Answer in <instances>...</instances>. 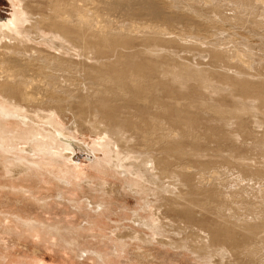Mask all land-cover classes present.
<instances>
[{
	"label": "bare ground",
	"instance_id": "obj_1",
	"mask_svg": "<svg viewBox=\"0 0 264 264\" xmlns=\"http://www.w3.org/2000/svg\"><path fill=\"white\" fill-rule=\"evenodd\" d=\"M198 1L203 7L221 2ZM9 2L13 18L0 22V150H71L73 132L83 135L85 128L98 137L92 151H102L109 168L165 200L166 214L194 216L164 222L162 213L157 224L151 221V231L164 238L188 223L200 230L198 245L190 247L201 259L220 252L237 264H264V132L247 134L245 121L258 112L262 120L255 123L264 128V65H255L254 52L241 48L254 37L224 27L229 20L264 26V0H234L231 19L230 11L213 14L202 5L189 7V0L188 10L178 0ZM242 9L262 11L263 19L244 20ZM221 32L231 46L211 40ZM183 51L197 53L195 63ZM82 74L90 76L88 84ZM103 80L116 88L115 101L107 89L94 92ZM204 110L215 117L206 119ZM67 115L74 119L70 127ZM135 145L150 149L141 156L148 164L144 170L132 160Z\"/></svg>",
	"mask_w": 264,
	"mask_h": 264
},
{
	"label": "rangeland",
	"instance_id": "obj_2",
	"mask_svg": "<svg viewBox=\"0 0 264 264\" xmlns=\"http://www.w3.org/2000/svg\"><path fill=\"white\" fill-rule=\"evenodd\" d=\"M180 1L183 4H180V7L187 10L188 3L189 7L202 5L198 0H192L193 2L189 0L187 5V0H178V3ZM223 1L221 0L220 3L217 1L210 7L202 5L200 8H204L203 10L206 12H210L211 9L213 14L219 9L223 10L222 12L230 11L226 15L228 19L233 18L234 0ZM231 9L234 12L231 13ZM13 11L14 8L9 0H0V22L8 23L12 20ZM240 11L243 14L239 16H243L244 20H248V18L250 21L263 19L260 17L263 14L262 11L260 13L252 9ZM217 20L221 22V25L225 21L219 18ZM230 21L224 22L225 29L229 27V31L238 30L244 35L247 32L249 34L246 33L247 38L254 37L251 40L248 38L250 44L245 43L246 45L241 48L246 50L245 53L247 51L254 52L255 65L261 63L264 65V26L259 27L261 30L254 24L252 26L249 23L247 27L244 24L238 25L239 23H235V20ZM239 22L242 23L240 20ZM232 23L236 25L234 26ZM217 39L222 42L225 40V43L231 41L224 32L219 33L211 40L216 41ZM181 55L191 59L197 53L183 51ZM193 58L191 60L195 63L196 59ZM196 58H200L199 60L204 62L209 61V57L198 56ZM82 77V80L85 81L84 84H88L90 76L86 77L82 74ZM152 79L156 80V77ZM104 83L108 86L101 85H105L106 88L99 87L98 84L94 88V92L98 93L99 89V93L104 94L107 89L106 93H110L108 99L115 101L117 97H114L115 94L112 96L111 93L116 92V88L110 87L111 84L105 81ZM257 113L255 112L256 118H249V116L245 118L247 134H251L253 131L257 134L264 132V128L260 129L255 123L259 119L262 120ZM201 115L206 119L215 117L214 113L206 110ZM66 118L65 122L68 123L65 126L70 127L74 119L71 115H67ZM68 118L71 120L70 122ZM88 119L90 120L89 117L87 121ZM213 127L221 130V125ZM73 133L76 139L73 140L75 145L71 150L56 145H53V148L49 146L48 151L39 149L40 151L32 152L28 145L16 149H12L8 145L9 147L7 146L6 149L13 151L10 150L9 154L0 150V264H237L236 259L229 253L219 252V254H213L212 257H205V259L194 254L191 247L198 245L196 241H198L197 234L200 233V230L197 226L187 223L188 225H183V228H179L174 233L176 236L166 235L167 237L164 238H162L163 235H157L151 231L149 229L151 221L153 220V223L155 221L157 224L158 216L162 213L166 217L164 222H169L170 219L186 221L194 216L184 213L182 210L166 214L165 209L170 208L161 207L166 206L165 200L156 199L153 191L152 193L144 192L134 186L131 178L108 167L105 154L102 151H92L93 144L98 140V137L86 131L85 128L83 135L76 131ZM173 134L176 135L177 140L181 137V132L175 131ZM202 140H205L204 137ZM135 146L138 150H133L136 154L131 156L132 160L137 162L139 169L144 170L148 164L141 156L150 154V149L139 145ZM62 149L66 152L64 151V153ZM51 150L56 151V154ZM40 152L43 155L39 154ZM48 152L49 154H47ZM21 153H23V157ZM222 153L227 154L223 151ZM222 153L217 152L216 154ZM24 156L26 160L31 161L28 160L27 163L19 161L21 166L18 167L19 162L15 161L16 157L24 158ZM136 156L140 159L136 160ZM184 163L188 165L191 161L187 160ZM24 169L26 171H23ZM120 172L124 173L123 170ZM214 172L218 171L214 170ZM149 174L151 175V170ZM231 175L232 178L236 176ZM170 181L171 178L164 179L157 185L168 184ZM152 187L157 189L155 186ZM160 195H164V193ZM168 204L173 205L172 201H169ZM155 209L160 210L155 214ZM162 231L164 232V229ZM191 235L193 237H190ZM171 238L180 242L181 246L173 244Z\"/></svg>",
	"mask_w": 264,
	"mask_h": 264
}]
</instances>
